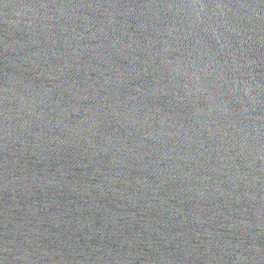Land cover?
Segmentation results:
<instances>
[{"label": "water", "instance_id": "obj_1", "mask_svg": "<svg viewBox=\"0 0 264 264\" xmlns=\"http://www.w3.org/2000/svg\"><path fill=\"white\" fill-rule=\"evenodd\" d=\"M0 264H264V0H0Z\"/></svg>", "mask_w": 264, "mask_h": 264}]
</instances>
